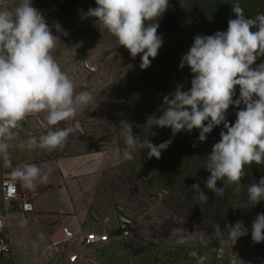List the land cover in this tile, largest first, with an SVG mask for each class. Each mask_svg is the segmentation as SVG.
<instances>
[{"label": "rangeland", "instance_id": "374dc122", "mask_svg": "<svg viewBox=\"0 0 264 264\" xmlns=\"http://www.w3.org/2000/svg\"><path fill=\"white\" fill-rule=\"evenodd\" d=\"M18 2L0 0L10 8ZM236 3L250 5L242 7L243 11H251L253 6L264 9V0H169L168 10L158 20L162 47L155 59L150 58L151 65L142 70L140 55L133 59L90 16L88 11L96 7L95 0H32V6L50 26L58 22L67 32L65 36L52 28L60 39L53 55L73 80L76 91H88L93 99L77 109L74 121L60 125L79 123V130L69 135L63 148L48 151L14 147L10 149L11 167L0 160V211L7 213L16 206L10 209L1 194L7 181L20 187V181L12 176L16 166L89 156L104 175L99 197L105 203V214L112 209L124 220L106 223L108 232L117 238L97 245L101 251L104 247L127 250V255L118 250L101 254L108 264H199L201 256L206 257L204 264H264V242L255 244L251 239L252 221L257 213L264 212V201L254 207H237L248 201L247 189L264 176V165H246L239 189L225 186L223 194L217 195L205 188L204 181L210 175L205 167L211 151L206 141H198L199 130L181 131L173 137L171 129L147 124L150 116L161 114L164 97L178 85L184 90L191 87L190 69L179 65L194 36L226 31L228 20L235 16L232 5ZM261 62L264 57L256 61ZM238 96L237 86L234 99ZM237 111L236 107L229 108V123L235 122ZM121 121L132 124L140 141L150 139L159 145L171 139L172 143L159 159L149 158L147 149L127 148ZM44 131L40 118L30 117L18 129L16 143L27 140L29 133L39 137ZM196 183L208 196L206 202L192 191ZM237 222H243L248 233L233 244L227 237V226ZM125 229L130 230L127 237L122 234Z\"/></svg>", "mask_w": 264, "mask_h": 264}, {"label": "clouds", "instance_id": "9594fccd", "mask_svg": "<svg viewBox=\"0 0 264 264\" xmlns=\"http://www.w3.org/2000/svg\"><path fill=\"white\" fill-rule=\"evenodd\" d=\"M95 4L88 13L99 21L100 29L114 36L133 59L140 55V68L147 69L163 44L158 20L168 10L169 0H95ZM232 11L235 18L228 20L226 31L194 36L179 65L190 69L191 87L184 90L178 85L164 97L161 114L150 116L147 122L171 129L173 137L198 129L199 142H205L213 128L223 124L205 167L210 173L205 188L217 195L223 194L225 186L239 189L246 165H264V62L256 63L264 57V13L248 18L238 3L232 5ZM52 28L68 35L58 22L50 26L32 0H19L13 8L0 3V160L5 167L12 166L10 149L14 147L63 148L69 135L79 130V123L60 125L74 121L77 109L93 99L88 91H76L53 55L60 39ZM237 86L239 96L234 99ZM230 107L238 109L234 123L226 118ZM30 117H39L45 131L39 137L29 133L27 140L17 144L18 129ZM120 127L127 148L147 149L149 158L159 159L172 143L171 139L159 145L150 139L140 141L128 121H121ZM40 172L35 164H23L14 168L12 176L31 187ZM191 189L201 201L208 200L199 183ZM247 192L248 201L237 207H254L264 201V176L249 185ZM226 233L235 244L248 229L237 222L228 225ZM251 239L255 244L264 242V212L252 221ZM190 254L197 256L196 252ZM205 258L199 257V264Z\"/></svg>", "mask_w": 264, "mask_h": 264}, {"label": "crops", "instance_id": "0c3cea01", "mask_svg": "<svg viewBox=\"0 0 264 264\" xmlns=\"http://www.w3.org/2000/svg\"><path fill=\"white\" fill-rule=\"evenodd\" d=\"M29 164L40 168V176L31 187L20 182L22 199L7 212L11 252L0 264H45L58 257L66 264H108L101 254L118 249L85 247L83 237L107 234L112 242L117 235L108 232L106 223L124 220L112 209L105 214V203L99 197L104 175L94 166L93 158L59 157ZM24 202L33 210L23 212ZM116 252L127 255L126 249Z\"/></svg>", "mask_w": 264, "mask_h": 264}, {"label": "built area", "instance_id": "2783aa9c", "mask_svg": "<svg viewBox=\"0 0 264 264\" xmlns=\"http://www.w3.org/2000/svg\"><path fill=\"white\" fill-rule=\"evenodd\" d=\"M2 198L4 202L11 208L14 207L15 203L21 201V191L17 183L12 181H7L2 187ZM22 211L27 213L33 210L31 204L22 203ZM123 236L127 237L130 235V230L125 229L122 232ZM110 241V237L107 234L99 233H89L83 237L84 246H95L102 245ZM11 252V240L8 233V224H7V213L0 211V260L4 258L5 255H8ZM45 264H66L61 257L56 258L55 260H49Z\"/></svg>", "mask_w": 264, "mask_h": 264}, {"label": "trees", "instance_id": "16d2710c", "mask_svg": "<svg viewBox=\"0 0 264 264\" xmlns=\"http://www.w3.org/2000/svg\"><path fill=\"white\" fill-rule=\"evenodd\" d=\"M246 3H239L240 7H250V5H245ZM259 9V10H258ZM264 13V9L259 7H252L251 11H244V15L248 18H255L258 14ZM235 16L232 17L234 19ZM255 30V29H254ZM224 130V128L220 129H213L210 134L207 135L206 139V148L207 150L211 151L214 143L218 142L220 140V132Z\"/></svg>", "mask_w": 264, "mask_h": 264}]
</instances>
